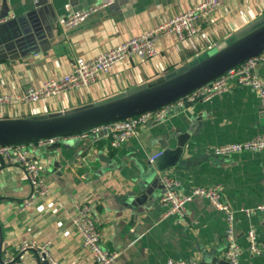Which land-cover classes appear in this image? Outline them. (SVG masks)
I'll return each instance as SVG.
<instances>
[{
	"label": "crops",
	"instance_id": "0c3cea01",
	"mask_svg": "<svg viewBox=\"0 0 264 264\" xmlns=\"http://www.w3.org/2000/svg\"><path fill=\"white\" fill-rule=\"evenodd\" d=\"M99 0H0V15L12 18L34 11L38 42L12 59H0V92L22 93L28 86L57 77L70 69L75 56L93 57L114 45L143 33L200 0H117L91 14L77 26L62 30L59 20ZM264 12L263 0H233L202 20L201 33L185 41L165 35L156 43L150 59L129 58L99 74L87 87L52 95L33 103L4 105L0 118L23 117L61 111L91 103L192 63ZM42 38V39H41ZM41 40V43H40ZM264 82V65L254 68ZM193 132L179 164L166 174L180 182L178 191L188 194L195 186L219 185L222 200L234 210V237L240 250L239 264H264V251L249 250L247 232L264 243V214L249 217L238 210L264 199V149L223 156L212 153L215 145L245 141L264 132V119L253 88L233 84L207 101L171 111L160 122L149 123L118 147L104 138L66 137L71 145L32 148L46 195L19 211L29 184L17 165L0 159V258L14 257L30 264L32 250L22 245L49 241L52 256L60 264H97L82 248L72 217L75 204L87 202L100 233L101 245L118 253L115 264H165L167 260L207 257L208 264H227L226 220L200 196L184 205L185 216L166 214L160 202L159 173L149 157L160 153L161 142L175 146V135ZM195 130V132H194ZM154 186L140 205L131 202L141 192V181ZM206 253V255H204ZM216 258L214 263L211 260ZM42 264V263H41Z\"/></svg>",
	"mask_w": 264,
	"mask_h": 264
},
{
	"label": "built area",
	"instance_id": "2783aa9c",
	"mask_svg": "<svg viewBox=\"0 0 264 264\" xmlns=\"http://www.w3.org/2000/svg\"><path fill=\"white\" fill-rule=\"evenodd\" d=\"M114 1L117 0H99L89 4L82 9L69 13L59 20L58 25L62 30L75 27L86 17L103 9ZM232 1L200 0L166 21L155 25L143 33L132 36L93 57L75 56L70 69L57 77L46 79L37 85H30L17 95L0 92V108L15 101L19 103H33L45 97L87 87L96 80L99 74L110 73L116 63L128 60L129 58L150 59L157 54L156 43L159 38L165 35H172L177 41H185L198 36L201 33L199 23ZM7 19L8 17L0 15V23ZM257 64L264 65V52L229 68L186 96L168 102L156 109L144 111L126 119L101 123L89 130L68 136L50 137L26 143L0 144V159H3L10 165H17L25 174L29 184L28 195L18 206L19 211H24L33 206L48 192V186L41 175V168L32 155L34 145H51L57 140L74 137L90 138L94 141L104 138L110 146L118 147L130 137L135 136L141 127L152 122H160L171 111L183 107L185 101H192L196 97H200L201 101H207L214 95L224 92L233 84L253 88L258 96L264 119V82L254 70ZM261 149H264V132L245 141L215 145L212 147V153L216 156H223L239 151H259ZM158 154L150 156L149 162H152ZM159 181L162 184L160 202L166 206V214L175 213L180 217H184V205L193 196H200L206 199L216 210L223 212L226 220V248L223 251V257L227 264H239L240 250L234 237V210L229 208L222 200L220 186L217 184L195 186L191 188L188 194H181L178 191L180 182L174 177L164 173L159 176ZM75 208L76 214L72 217V225L80 235L82 248L89 253L97 264H115L118 253L108 250L101 245L99 230L91 217L92 207L87 202H81L75 204ZM238 211L247 217L255 212L264 214V199L257 202L253 207L241 208ZM247 237L249 250L255 255H260L264 251V243L255 239L253 229L248 230ZM28 250H32L34 253L33 257L30 258V264H41L44 261L47 264H60L51 254L49 241L41 244L30 243L22 245L19 249L21 253H26ZM20 260L14 257L0 258V264H22ZM165 264H198V262L195 259H169Z\"/></svg>",
	"mask_w": 264,
	"mask_h": 264
},
{
	"label": "water",
	"instance_id": "95a60500",
	"mask_svg": "<svg viewBox=\"0 0 264 264\" xmlns=\"http://www.w3.org/2000/svg\"><path fill=\"white\" fill-rule=\"evenodd\" d=\"M34 11L0 23V59L14 58L25 48L39 44L38 23L32 19ZM42 39V38H41ZM41 43V40H40ZM264 52V12L238 29L232 38L220 42L215 50L192 63L182 64L149 81L97 101L69 109L23 117L0 118V144L26 143L50 137L68 136L83 132L106 122L126 119L141 112L156 109L168 102L186 96L193 90L213 80L229 68ZM201 102L200 97L185 101L187 107ZM195 132V130H194ZM193 133L175 135V146L161 142V152L150 162L159 175L179 164L185 143ZM69 146L71 140H57L52 148ZM155 179L141 181L140 194L131 202L143 203L149 198ZM206 255V253H204ZM217 260L213 258L211 263ZM42 264H47L43 262ZM199 264H208L207 257Z\"/></svg>",
	"mask_w": 264,
	"mask_h": 264
},
{
	"label": "rangeland",
	"instance_id": "374dc122",
	"mask_svg": "<svg viewBox=\"0 0 264 264\" xmlns=\"http://www.w3.org/2000/svg\"><path fill=\"white\" fill-rule=\"evenodd\" d=\"M208 54H209V53L204 54L203 56L199 57V59L205 57V56L208 55Z\"/></svg>",
	"mask_w": 264,
	"mask_h": 264
}]
</instances>
